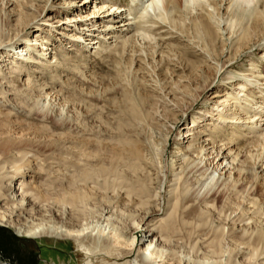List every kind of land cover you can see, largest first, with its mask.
<instances>
[{
	"label": "bare ground",
	"instance_id": "1",
	"mask_svg": "<svg viewBox=\"0 0 264 264\" xmlns=\"http://www.w3.org/2000/svg\"><path fill=\"white\" fill-rule=\"evenodd\" d=\"M39 1L7 0L6 3H10L12 8L13 23L10 20V12L0 21V56L2 57L3 53L8 51H12V54L17 57L19 53L25 51L28 54L24 61L18 60L12 55L8 71L0 76V83L3 82L5 85L4 87L0 86V99H5V102H8L11 97L25 110L24 113H18L14 112L12 108L0 104V109L4 107L3 111L0 110V225L12 228L21 237L36 239L45 236L70 240L77 264H121L117 263L118 260L131 254L140 241L134 234H137L141 228H144L145 235L142 237L137 255L133 261L122 264H180L182 259L179 258L180 254L177 256L174 252V247L169 250L163 247L164 244L161 246V243L173 246L183 240L187 242L185 244L188 245L186 247H189L190 252L201 251L204 256H225L226 259L223 262L220 260L216 264H237L232 263V259L235 261L236 258L244 259L243 264H264V227L255 226L254 232L248 233L247 229H243V232L235 234L231 229L225 228L222 222L210 224V211L216 209L215 199L202 197L197 201V196L189 195L191 188L186 182L187 173H185L186 167L192 163L189 162L190 157L200 155L207 149L206 145L210 146L208 149L211 152L208 154L213 156L212 159L219 158L218 161H221L217 166L228 161L221 170L226 166L228 170L235 169V172L243 179L255 177V170L264 171V83H262L264 78L258 72V65L252 61H249L250 69L247 75L239 74L241 71L237 70L235 75L232 74L231 70L234 67L229 63L243 51L254 47L257 49L264 47V0H184L186 6L183 10L177 7V0H129L130 3L124 10H121L120 6L114 8L112 5L106 9L105 6L97 7L95 0H79V5L76 4V1L67 2L66 9H64L66 11L70 10L69 5L71 4H76L75 10L79 12L90 5L93 6V10L86 16H81V12L77 13L78 20H75L74 24L77 32L69 35L73 39V44L79 43L86 49L89 46H95L93 48L95 55L102 51L113 50L120 57H123V52L130 45L128 52L131 55L124 58V61L127 60L126 63L130 70L135 64V67L132 68L135 73L140 69V63L144 62V58L133 57V54L145 52L132 47L131 45L135 44V39L132 36H127L132 31L131 23L135 18L134 14L143 12L144 8L148 6L152 9H159L164 5H169L171 10L159 13L160 18L166 20L172 29L179 32V35L169 36L172 38L168 39L169 41L160 34L156 35L160 36L158 43L161 45L173 42L174 44L171 45L176 47V52L171 58L173 52L171 55V53L161 50L158 52L159 57H154L156 51L154 48L149 49L151 59L148 64L156 62L151 67L153 71L157 69L156 72H160L157 77L162 75L163 66H172L169 78L162 76L163 78L160 77V80L156 81L158 84H164V87L161 88L159 84L160 88L156 86L147 88L137 81L129 84L131 87L129 90L122 89V114L126 115L127 120L121 119L116 127L118 134L110 135L109 141H112V148L104 149V152L101 153L100 142H94L91 147V155L95 158L93 163L87 161L88 154L80 155L84 158H75L77 165L72 171L68 168L74 164L73 161L64 159L59 167L63 166V170L69 175L64 179H55L48 186L44 185L45 190L41 189L42 182H37L36 190H33L29 188L30 178L27 175V170L32 168L31 172L40 171L41 166L35 162L37 153L30 156L28 151L21 148L20 142L16 143L11 136L13 129L27 128L30 125L28 124L27 127L21 124L16 125L15 121L23 118L28 122L41 123V127L33 128L35 136H42L48 131L65 128L64 121L52 120L43 114V105L38 113L34 111L35 105L29 103L31 97L43 96L45 99H52L50 92L44 89L38 80L30 79L29 70L42 67L50 70L60 65V56L56 57L53 52L57 47L48 49L49 39L36 33V31H41L44 26L52 28V24H49L50 26L46 24L49 21L45 19L46 15L44 18L41 15L46 11L52 12L54 4L50 3V0H44L41 10L31 12L27 3ZM196 4L198 8L195 9V14H192L191 5ZM73 19L70 18L68 21L71 22ZM33 27H36L37 30H35L36 35L32 39L28 30ZM160 28L162 27L159 26L157 30ZM138 30L140 31V28L136 27L135 31ZM171 34L174 35L172 32ZM87 41L88 43L85 44ZM37 42L39 43L37 48H43L39 49L37 57L33 58L29 54L36 50ZM226 47H229L233 53L223 59ZM67 54L68 52H64V55ZM259 56L264 61V52ZM28 62H35L37 65H31ZM177 71H180V75L175 79L171 73L174 74ZM222 71L226 73L227 80L237 77L241 80L235 81L234 85L237 87L233 92H225L221 96L224 99L219 105L218 102H215V113H211L208 122L202 126L199 125L201 119L210 114L209 111L204 110L203 114L192 116L190 125L184 132V138L190 140V145L188 144L187 148L176 145L174 149L176 155L180 156L179 160L183 162L179 167L171 169L168 195L164 198L156 190L160 189L168 172V170H163L161 160L169 141L167 137L170 130L162 133L160 125L154 119L152 111L157 105L152 100L153 96L159 95L158 92L168 87L169 89L166 88L168 95L176 107L180 108V104L184 100L189 101L188 104L185 102L183 104L184 110H187L202 92L211 87L215 76ZM25 72L27 74H24ZM22 75H27V78L22 80L20 78ZM58 79L54 77L51 80L57 82ZM84 81H87V78ZM59 83L62 84V81ZM78 83L80 84L81 81L78 80ZM63 86L67 88L70 85L64 83L60 87ZM109 90L111 92L110 88ZM252 93H257L260 96H257L256 99L251 97ZM86 95L80 91L79 96L82 103L89 100ZM218 97H220L219 94L214 91L212 98ZM159 107L162 108L163 116L177 122L176 109L168 106V103ZM243 114L246 116L245 124H242ZM212 118L214 119L212 120ZM41 121L50 123V127ZM125 127L128 128L127 133ZM154 130L159 133L156 140L154 139L156 136H153ZM257 133L259 137L255 138L256 136L253 135H257ZM199 135L204 137L201 144L196 139V136ZM249 135L252 137H248ZM158 140H160V148L157 147ZM144 141L148 144L149 156L157 162L154 165V170L160 174L158 183L150 178V169L143 164L145 155L139 145H142ZM52 142L53 146L61 148L59 147L61 143L57 139ZM204 142L207 143L202 145ZM230 166L231 168H229ZM204 173L201 174V177ZM208 175L200 182V188L216 185L217 179L214 180V174ZM16 181L17 188H14ZM199 181L197 180V182ZM90 183L94 184L93 187L101 192L118 188L137 212H142L144 206L150 205L151 201L155 208L151 211H143L141 226L135 224L133 216H130L131 224L135 225L133 234H127L126 231L121 232L116 228L117 226L110 223L109 216L103 220L105 224L100 223V225H88L87 223L68 226L56 223L27 225L20 222L21 218L27 214L26 206L29 202L38 205L42 201L50 200L53 205L51 207L53 214L58 212L57 208L66 207L72 211V214L81 213V205L90 198L94 191V188L89 186ZM12 187L13 191L10 192ZM233 188L235 189L233 196L244 192L246 197L256 196L255 189L250 191L242 185L233 186ZM25 196H27V201L23 206ZM163 199H166V204L162 209L161 204H156V200H160L161 203ZM249 203L254 207L252 214L258 217L259 210H261L260 203L253 199H250ZM160 210L163 213L160 214ZM241 220L243 219H239V221ZM206 229L207 232H204ZM224 240H226V244L223 245L222 241Z\"/></svg>",
	"mask_w": 264,
	"mask_h": 264
},
{
	"label": "rangeland",
	"instance_id": "2",
	"mask_svg": "<svg viewBox=\"0 0 264 264\" xmlns=\"http://www.w3.org/2000/svg\"><path fill=\"white\" fill-rule=\"evenodd\" d=\"M69 1H76L77 5L80 4L78 2L79 0H50V3L54 4V7H52V12L50 11L48 13L46 11L41 15V17L44 18L46 15L45 19L49 20L46 22V24H48V26H50L49 24H52V28L42 25L44 26L43 29L41 31H36V33L40 36H44L49 39L47 43L48 49L54 46L58 48L53 50V52L56 57L60 56V65L50 70L46 69V67H42L41 69L31 68V70H29L31 73L30 79L38 80L44 89L50 92L52 99L48 100V98L45 99L43 96L31 98L28 97L29 103L35 105L34 111L40 113V107L43 105V114L52 120L54 119L64 121L65 128L57 131H48L47 134L42 136H35L33 128L41 127L42 124L37 123V121L28 122L22 118L16 120L15 124H21L26 127L29 124L30 126L27 128H15L11 133V136L15 139L16 143L20 142L21 148L28 151L30 156L33 153H37L35 156L37 157L35 162L39 163L41 170L31 172L32 168H29L30 170H27L28 174L26 173L30 179L33 177L31 181L29 179V188L33 190H36L35 185H37V182H42L43 187H41V189L45 190V186L50 185V182L55 181V179H64L67 177L69 173L63 170V166L59 167L61 166V162L64 159H71L73 161L74 164L68 168V170L72 171L74 166L77 165L75 158H84L80 155L88 154V157L86 158L87 161L93 163L95 158H93L91 155V147L94 145V142H100V147L102 149L101 153L104 152V149L108 150V148H112V141H109L110 135L115 136L118 134L116 127L117 123L121 121V119L123 120L124 118L123 121L127 120L126 115L122 114V89L126 88L129 90V88H131L129 87V84L132 82L136 83L137 81V83H140L143 85V87L147 88L148 86H156L158 88H160V86L161 88L164 87V84L159 83V86L156 81H159L160 77L169 78V73L172 69V66H163L161 71L162 75L157 77V74H160V72H156L157 69H154L155 71H153L151 67V65L154 66L156 62H151L152 64H148V61L150 62L151 59L149 55V49L154 48L156 51L154 57L158 56V52L161 50L166 53H171V55L173 52L171 58L176 52V47L171 45L174 44L173 42H171V44L164 43L162 45L161 43H158V38L160 36H163L164 39L168 40L171 37L179 35V32L175 29H172L166 20L164 21L160 18V14L164 13V10H171L169 5H164L163 8L159 9H152V7L148 6L145 7L146 9L144 8L143 12L141 11L134 14L135 18L131 23L132 31L127 36H132L135 39V44H132V47H135L141 51L144 50L143 52H145H141V54L140 52H135L133 54V57L141 56L144 58V62L142 61L140 63V69L135 73L132 70V68L135 67V64H133L134 66L132 65L130 70L128 64L126 63L127 60L124 61V58L126 59L127 56L131 55V53L128 52L130 45L127 47L128 49H125L126 51L123 52V57H120L118 53L113 52V50L110 52L102 51L100 54L95 55L93 49L95 46H89L92 49L89 47L86 49L83 48L79 43L73 44V39L69 35L77 32V28L74 27L75 20H78V18H76L77 13L81 12V16H86L93 10V6L90 5L79 12L78 10H75L76 4H71L69 5L70 10L68 9L66 11L64 9H66L67 2ZM6 2L7 0H0V21L3 20L4 17H7L8 13L10 12V20L13 23L14 17L12 15V8L10 3L8 4ZM94 2L96 3L97 7L105 6L104 8L106 9L112 5L114 8L120 6L121 10L126 9L130 3L129 0H95ZM27 5L29 6L31 12H38L41 10V7L44 6V0L27 3ZM177 5L179 9L183 10L186 6V3L184 0H177ZM191 8H193L192 14H195V9H197L198 6L197 4L193 6L191 5ZM70 18H72L73 21L69 22L68 19ZM159 26L162 28L157 30ZM136 27H139L140 31L138 30L136 32ZM35 30H37L36 27L30 28L28 30L32 36V39L36 35ZM169 32L174 33V35H170ZM156 34H160V36ZM87 43L88 41L85 42V44ZM38 45L39 43L37 42L36 50H33L29 54L33 58L37 57V51L43 48H37ZM64 52H68V54L64 55ZM263 52L264 47L259 49L254 47L250 50L241 52L240 55L229 62L234 67L233 70H231L232 74L235 75V72L241 71L239 74L243 73L244 75H247L250 69V62L252 61L258 65V72H260L262 74V78H264V61H262V58L259 56ZM231 53H233V51L229 49V47H226L224 49L223 59H225V56H228ZM25 54L26 51L19 53L17 57V55L12 54V51L4 52L2 57L0 56V76L8 71L7 68L9 67V61L12 55V57H17L18 60L24 61L25 58L28 57V54ZM28 63L31 65H37L35 62ZM24 74L27 73L25 72ZM171 75L176 79V77L180 75V71L174 72V74L171 73ZM51 77L59 78L58 80L60 82L62 81V84L59 83L58 80L57 82H53ZM20 78L25 80L27 75H22ZM85 78H87V81H84ZM78 80L81 81L80 84L78 83ZM236 80L241 79L237 77L233 78L232 80H227L226 73H223V71L219 72L213 79L211 87L202 92L187 110H184L185 106L183 104L184 102L188 104L189 101L184 100L183 103L180 104V108L176 107V105L171 101L170 95H168V87H165L163 90H161V92H158L159 95L153 96L152 100H154L156 102L155 103L153 101L154 104L157 105V107H155L152 111L153 117L157 121L158 125H160L159 128L161 129L162 133L170 130V133L167 137L169 141L161 160L163 170H168V172L161 183L160 189L156 190L162 195V197L166 198L168 195L167 190L171 180V169L179 167L183 162L182 160H179L180 156L176 155V151L174 150L176 145L182 148H187L190 145V140L184 138V132L190 125L192 116L201 115L203 114L202 112L204 110L209 111L210 114L207 113L208 115H205L204 117L202 116L203 118L201 119L199 125L202 126L208 122L207 120L210 118L211 113H215V102H218L219 105L221 100L224 99V97L221 96L224 95L225 92L231 93L234 91V89L237 87L234 85ZM64 83H68L70 85L68 86L69 88L67 86V88H65V86L60 87ZM262 83H264V81H262ZM0 86L4 87L5 85L3 82H1ZM109 88L111 89V92ZM80 91H83L84 94H87L86 96L89 100H86V103L81 102L79 96ZM214 91H217L220 97L212 98ZM250 95L256 99L257 96H260L257 93H252ZM178 100L181 101V99ZM165 103H168V106L176 109V113L178 115L177 122L172 118L167 119L165 115L163 116V112H161L162 108L159 106H162V104ZM0 104L5 105V107L12 108L14 112H25L21 105H19L11 97L8 102H5V99H0ZM3 108L0 110L3 111ZM155 110L157 111L155 112ZM242 116L243 119L246 117L244 114ZM213 119L214 118H212V120ZM203 120L205 121L203 122ZM41 122L50 127V123L45 121ZM242 124H245V119L242 120ZM124 129L127 133L128 128L125 127ZM153 133V136H156L154 139H158L159 133L156 130H154ZM258 135L259 134L257 133V135L255 134L253 136H256L255 138H257L259 137ZM201 136L202 135L196 136V139H198L197 142H199V144H201V141L204 139V137ZM248 137L252 136L249 135ZM54 139H57V141L61 143L59 146L61 147L60 149L53 146L52 141ZM142 143V145H139V148L145 155L143 164L150 169V178H152L155 183H158L160 174L156 173L154 170V165H156L157 162H155V160L149 156V152L147 150L149 149L147 147L148 144H146L145 141ZM206 143L207 142H204L202 145ZM157 145V147L160 148V140L157 141ZM209 147V145H206L205 148L207 149L200 155H193L192 158L190 157L189 162L192 163L185 169V173H187L186 182L191 188L189 195L197 196V201L202 197H210L215 199L216 209L210 211V224L212 225L222 222L225 225V228L231 229L235 234L243 232V229H247L248 233H251L255 229V226L264 227V171L261 172L259 169L255 170V177L243 179L242 176L235 172V169L228 170V167L226 166L221 170L223 165L227 164L228 161L223 162L221 166H217L221 161H218L219 158L215 160L212 159L213 156L208 154L211 152V150L208 149ZM229 168H231V166ZM213 170H215V172H213ZM203 172L205 173L203 177H201ZM208 174H214V180L217 179L216 185H213V187L200 188V182L208 177ZM197 180L200 181L197 182ZM240 185H242L247 190L250 189V191L255 189L254 193L256 196L246 197L245 192L243 194H239L238 196H233L235 191L233 186L238 187ZM89 186L93 187L95 185L90 183ZM14 188H17V181L14 182ZM93 188L94 191L90 198H88L80 207L81 213L72 214V211L66 207L57 208L58 212L53 214L51 211V207L53 205L51 204L50 200L42 201L38 205L34 204L33 202H29L26 206L27 214L21 218L20 222H24L27 225H31L32 223H56L66 226L77 224L80 225L85 223L88 225H100V223L105 224V221L103 220L109 216V221L113 224V226H117L116 228L121 230L123 233L126 231L127 234H133L135 231V225L131 224L132 220L130 216H133L135 224L141 226L144 213L143 211H151L155 208L153 206V201H151L150 205L144 206L142 212H137L135 209H133V205L130 204L129 200H126L123 192L118 188L114 190H106L104 192L97 191L95 187ZM11 191H13V187L10 189V192ZM197 192L198 194L196 195ZM26 197L27 196L24 197L23 206L27 201ZM250 199L257 200V202L260 203L259 206L261 207V210H259L258 217L257 215L252 214L254 207L251 203H249ZM156 204H161L160 207L163 209L166 204V199H163L161 203L160 200H156ZM247 209L250 210L247 211ZM161 213L163 212L160 210V214ZM239 219L243 220L239 221ZM204 232H207V229L204 230ZM143 235H145L144 228H141L138 230L137 234H134V236H137L138 240L140 241H138L133 252L127 257L118 260L117 263L122 264L124 262L133 261L135 255H137L136 253H138L137 251L141 245ZM225 241L226 240L222 241L223 245L226 244ZM185 243L187 244V242L183 240L182 242H178V245L173 244V246H168V244L161 243V246L164 244L163 247L169 250H172L173 247L175 248L177 246L175 249H178L175 250L173 248V250L176 252L177 256L180 254L179 258L182 259L180 264H216V262L220 260L223 262L226 259L223 255L204 256L203 253L201 254V251L196 253L190 252L189 247H186L188 245ZM240 261H242V264L244 263V259L242 258H236L235 261L232 259V263L238 264ZM0 264H77V259L75 257V252L73 251L72 243L68 239H56L45 236L36 239L21 237L12 228L0 225Z\"/></svg>",
	"mask_w": 264,
	"mask_h": 264
}]
</instances>
